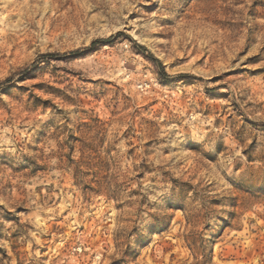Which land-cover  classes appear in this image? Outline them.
<instances>
[{"label": "rangeland", "instance_id": "obj_1", "mask_svg": "<svg viewBox=\"0 0 264 264\" xmlns=\"http://www.w3.org/2000/svg\"><path fill=\"white\" fill-rule=\"evenodd\" d=\"M0 264H264V0H0Z\"/></svg>", "mask_w": 264, "mask_h": 264}, {"label": "trees", "instance_id": "obj_2", "mask_svg": "<svg viewBox=\"0 0 264 264\" xmlns=\"http://www.w3.org/2000/svg\"><path fill=\"white\" fill-rule=\"evenodd\" d=\"M154 62L156 63V64H158L160 67H161V69L163 70V67H162V64L158 61V60H154ZM164 71V70H163ZM165 72H162V75L164 74ZM96 183V187L95 188H93L92 186H88L89 188L88 189H91V190H95V191H102L103 189H105L104 187L105 186H103V184L100 182V181H96L95 182ZM97 189V190H96ZM107 189V188H106Z\"/></svg>", "mask_w": 264, "mask_h": 264}]
</instances>
